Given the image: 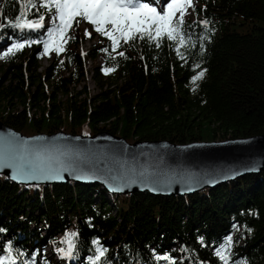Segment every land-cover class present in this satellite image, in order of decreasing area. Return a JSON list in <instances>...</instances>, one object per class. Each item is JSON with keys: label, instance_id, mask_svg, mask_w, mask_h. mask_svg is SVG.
<instances>
[{"label": "trees", "instance_id": "16d2710c", "mask_svg": "<svg viewBox=\"0 0 264 264\" xmlns=\"http://www.w3.org/2000/svg\"><path fill=\"white\" fill-rule=\"evenodd\" d=\"M142 2L162 10L170 0ZM0 5V23L6 24L0 50L14 41L47 39L52 23L15 29L8 20L19 14V3ZM193 5L184 19V59L166 38L160 47L137 39L112 51L84 20L70 30L74 39L59 55H45L42 43L10 54L0 64V122L25 136L106 132L128 143L185 145L264 135V0ZM40 14L51 16L38 8L28 18ZM81 24L97 33L83 54ZM98 57L91 77L100 93L75 91L85 61ZM44 58L49 63L41 67ZM106 68L114 71L105 74ZM200 71L203 78L193 84ZM0 229V255L10 245L16 264H90L94 240L107 250L99 264H168L155 258L165 255L175 264H222L215 250L229 235V264H264V168L182 196L110 194L98 184L74 181L23 185L0 174ZM70 233H76L72 256L62 257L58 249L67 250L62 241Z\"/></svg>", "mask_w": 264, "mask_h": 264}, {"label": "water", "instance_id": "95a60500", "mask_svg": "<svg viewBox=\"0 0 264 264\" xmlns=\"http://www.w3.org/2000/svg\"><path fill=\"white\" fill-rule=\"evenodd\" d=\"M29 165H63L68 171L62 173V179L21 182L11 178L16 169ZM263 168L264 135L185 145L168 141L128 143L106 132L85 136L58 131L25 136L0 122V174L16 184L74 181L98 184L110 194L148 191L182 196L259 174ZM76 175L91 178L76 179Z\"/></svg>", "mask_w": 264, "mask_h": 264}, {"label": "snow or ice", "instance_id": "6c2138e0", "mask_svg": "<svg viewBox=\"0 0 264 264\" xmlns=\"http://www.w3.org/2000/svg\"><path fill=\"white\" fill-rule=\"evenodd\" d=\"M19 3V14L14 20H8V25L15 29L38 30L44 27L45 16L40 14L37 19H29L33 10L43 8L52 15V24L47 29V39L27 40L23 42L14 41L12 45L0 56V59L8 57L10 54L23 50L26 46L42 43L44 54L55 52L57 55L65 51V45L74 39L69 33L75 26L79 25L81 20L88 22L93 26L95 32L106 37L110 42L112 51H116L121 42L131 44V42L140 39L147 40L149 43L155 42L156 47H160L163 39L171 41L175 46L177 55L184 59L180 48L186 47L187 42L183 33L184 17L189 8H194L193 0H170L162 10L150 3L142 0H17ZM3 5H0L2 10ZM7 19V18H5ZM208 21H203L207 27ZM5 23H0V28L5 27ZM85 35L90 33L85 29ZM108 52V49H104ZM125 57L123 51L118 53ZM115 59V57H111ZM199 67V65H197ZM105 74L114 71L112 68L104 69ZM204 71L192 77V82L202 79ZM11 166V165H7ZM68 171L63 165L58 167H35L21 166L13 172L12 179L21 182L27 180L39 179H62V173ZM75 171V170H74ZM76 179H90L87 175H76ZM122 190V189H112ZM236 227L235 225L233 226ZM2 231V229H0ZM250 231V229H249ZM76 233L66 234L65 240L68 244L67 250L58 249L62 257H71L74 243L72 238ZM200 243L204 241L201 238ZM95 257L90 258V264H99L106 254V249L99 245V241L94 240ZM232 247V237L229 235L224 242L215 250V255L222 261V264H229ZM187 251V249H182ZM5 254L0 255V264H16V258L13 257L10 245L5 248ZM19 255V254H18ZM157 261L163 259L168 264H175V261L168 255L156 256ZM106 264V262H105ZM244 264V262H241Z\"/></svg>", "mask_w": 264, "mask_h": 264}, {"label": "rangeland", "instance_id": "374dc122", "mask_svg": "<svg viewBox=\"0 0 264 264\" xmlns=\"http://www.w3.org/2000/svg\"><path fill=\"white\" fill-rule=\"evenodd\" d=\"M191 15V10L190 8L187 11L186 16L184 17V19H188L190 18ZM45 24H51L52 23V15L49 16L45 22ZM82 25V29H83V34H85V29L88 30V32L90 33V36H86L85 35V39L83 41V44L79 47L80 49V53L83 54L85 51H87V49L94 45L95 42L97 41V33H94L87 25ZM84 37V36H83ZM7 51V49H3L0 50V56H3V53ZM4 61V58L0 59V64H2L1 62ZM49 63V60L47 58L42 59V61L40 62V66L41 67H45L47 66V64ZM95 65H100L101 64V60L100 57H98L95 61H90V60H86L84 63V77L81 80V83L77 86V88L75 89V91H78L79 89H81V87H85L86 91H87V96H95L96 94L100 93V90L98 89L96 83L93 81L92 77H91V70L93 68V66ZM109 78L105 77V79ZM103 79V80H105ZM88 131V129L85 127L83 129V131ZM56 258V257H54ZM58 258V257H57Z\"/></svg>", "mask_w": 264, "mask_h": 264}, {"label": "bare ground", "instance_id": "6f19581e", "mask_svg": "<svg viewBox=\"0 0 264 264\" xmlns=\"http://www.w3.org/2000/svg\"><path fill=\"white\" fill-rule=\"evenodd\" d=\"M63 75V74H62ZM64 76V75H63ZM84 77V76H83ZM85 131V130H84Z\"/></svg>", "mask_w": 264, "mask_h": 264}]
</instances>
